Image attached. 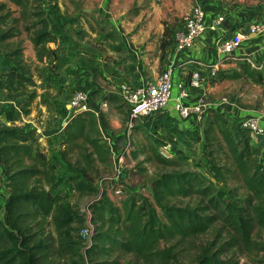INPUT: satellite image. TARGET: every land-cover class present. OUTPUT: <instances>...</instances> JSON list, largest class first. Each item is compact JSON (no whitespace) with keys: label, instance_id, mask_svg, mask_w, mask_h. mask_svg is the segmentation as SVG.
I'll list each match as a JSON object with an SVG mask.
<instances>
[{"label":"trees","instance_id":"1","mask_svg":"<svg viewBox=\"0 0 264 264\" xmlns=\"http://www.w3.org/2000/svg\"><path fill=\"white\" fill-rule=\"evenodd\" d=\"M10 1L27 8L31 0ZM5 8L6 3L0 4V45L16 35L17 20L9 25L11 13ZM40 10L34 13L38 21L30 28H34L31 40L37 58L43 61L55 52L49 44L58 43L59 37ZM167 36L166 31L164 49L170 44ZM22 56V50L15 49L10 53L12 67L0 73V89L6 90L8 100L15 101L27 93L29 85L36 84ZM246 71L256 81L262 74L251 65ZM36 96L32 91L23 109L27 110ZM212 113L205 131L207 140L217 129L222 142L216 139L220 148L223 144L227 149L231 163L222 165L218 155H213L204 166L221 183L231 175L237 178L245 190L244 197L195 171H175L153 180L152 198L128 191L121 204H116L96 183L99 163L110 164L113 157L100 136L94 112L72 113L59 136L64 146L62 157L77 153L68 164L69 176L60 175L57 163L39 146L36 128L21 137L17 127L0 126V172L11 188L8 199L0 205V264H123L122 255L133 256L129 264H183L177 243L186 240L197 248L193 264H241L239 255L264 249L254 237L255 229L264 232L263 146L253 144L248 133L240 130L239 122L237 126L228 115ZM7 118L17 120L15 107ZM68 181L77 193L95 196L91 205L94 230L89 238L81 233L86 219L59 189ZM179 196L191 199L177 203L174 199ZM74 223L83 224L79 238L73 233ZM213 230L216 233L211 241L197 242Z\"/></svg>","mask_w":264,"mask_h":264},{"label":"rangeland","instance_id":"2","mask_svg":"<svg viewBox=\"0 0 264 264\" xmlns=\"http://www.w3.org/2000/svg\"><path fill=\"white\" fill-rule=\"evenodd\" d=\"M2 3H6L5 11L11 13L8 24L14 25V19L17 20V24L15 23L16 35L0 45V73L12 67L10 53L19 48L36 84L29 85L27 93L20 95L15 101L8 100L6 90L0 89V126L17 127L21 137L29 129L36 128L39 146L57 163L60 175H70L68 164L74 160L77 153L69 158L62 157L61 151L64 146L62 136H59L63 132L53 133L61 129L65 119L75 112L72 108L68 109L66 104L70 105L74 94L78 90H83L87 92L89 104L94 109L92 112L98 118L100 132L111 129L110 126L106 127L110 125L109 120L119 122V125L113 127L112 131L115 134L108 135L109 140L103 139L111 149L112 163H99L100 175L96 179L100 189L106 191L114 203L121 204L128 191H139L152 198L153 180L161 174L175 171H195L226 190L236 189L237 196L244 197L245 190L237 178L231 175L225 184L221 183L214 180L204 166L213 155H218V162L222 165L231 163L227 149L223 144L220 148L218 141L222 142V136L217 129L215 133L211 132L209 136L211 140H207L205 131L214 117L213 113L204 115L203 119L197 120V125L193 129L187 130L178 129L177 121L175 119L172 121L173 118H166L162 116L163 114H159L158 117L149 116L144 119L145 121L139 118L128 137L125 126L130 115L122 92L126 87H135L140 77L135 72L136 57L122 43L120 32L115 26L120 24L118 12L113 13L116 22L114 20L112 22L109 20L111 17L106 16V12L96 11L97 0H31L27 8L10 0H0V4ZM112 5L113 1H110L108 7ZM40 9L44 11L50 28L57 30L55 33H58L59 37L58 43L49 44L55 52L43 61L37 58V51L31 40L34 28H30L38 21L34 13L41 11ZM163 41L159 49L162 50L161 55L165 56L167 47L163 48ZM260 71L262 74L256 76L258 81L241 75L239 80L232 79L227 82L225 96L236 97L240 101L246 100L251 106L261 108L264 104V67ZM32 91H36L37 96L31 100L27 110L23 109V103L28 101ZM105 102L107 106L104 108ZM92 103L96 105L93 106ZM173 106L174 101H171L167 109ZM13 107L16 109L17 120L10 121L7 113ZM106 113H110L109 120L105 117ZM229 118L238 126L239 118ZM44 127L48 130L45 139L42 138ZM158 154L169 162L162 161ZM121 156L124 157L121 163L124 167L121 180L125 195L117 196L113 190L114 183L111 177ZM261 165L264 166V151ZM59 189L68 195L66 201H69L74 210L86 219V223L92 220L91 205L95 201V196L77 193L70 181ZM10 193L11 188L8 187L7 179L0 172V205L6 202ZM190 199L191 196H179L174 200L177 203H185ZM73 227L74 235L79 238L78 233L83 224L74 223ZM215 233L216 230H213L202 235L197 242L200 245L205 244L214 238ZM254 237L259 245L264 247V232L255 229ZM177 244L180 249L179 261L183 264H193L197 248L192 241L186 240L183 244ZM239 257L241 264H264V249L241 254ZM122 259L123 264H129L133 256L122 255Z\"/></svg>","mask_w":264,"mask_h":264},{"label":"crops","instance_id":"3","mask_svg":"<svg viewBox=\"0 0 264 264\" xmlns=\"http://www.w3.org/2000/svg\"><path fill=\"white\" fill-rule=\"evenodd\" d=\"M97 1L96 11L100 13L106 12V16L111 17L110 21H115L113 13H119L120 24L115 26L120 32L122 43L136 57L135 72L138 73L140 78L135 86L141 84L144 79L157 78L169 66L173 69V75L177 81L187 80L193 72L198 71L202 77L201 86L190 87V94L186 98L185 103L193 107L201 95H206L208 102L204 113L201 115L203 118L204 115L213 111L224 113L234 119H238L244 113L250 114L259 111L260 108H256V105L251 106V103H246V100L240 101L236 97L227 98L225 96L227 92L225 85L232 79L239 80L241 75H247L254 79L246 71L247 65L259 70L263 69L264 32L252 35L249 39L244 40L236 51V56H241L242 58L236 60L227 59L221 62V72L218 79L212 80L209 78L208 64L219 62L222 59V55L216 45L219 39L231 37L241 31L243 26L250 21L264 17V0ZM110 1H113L112 7H108ZM195 5H202L206 11V19L209 23L216 19H220L222 22L214 29H208L205 34L196 40L193 47L179 51L173 41L175 32L183 25L184 15ZM55 31L57 32V30ZM166 31L168 32L167 39L170 44L167 46L165 56H162V50L159 49V45L166 38ZM244 57H249L251 62ZM173 92L175 100L178 95L177 88ZM68 105L66 104V106ZM92 105L96 104L92 103ZM159 114H163L162 116H166V118H173L171 119L172 121L175 119L180 130L193 129L200 117L198 113L192 112L184 119L175 110L174 106ZM159 114L155 115L158 117ZM109 115L110 113H106L105 116L108 120ZM147 118L143 117V120ZM66 121L67 119L63 122L61 129L56 130L53 134H59L63 130ZM109 124L106 127L110 126L111 129L101 131L100 136L102 139L108 138L109 140L108 135L115 134L112 130L115 125H119V122L109 120ZM43 131L44 137L42 138L45 139L48 136L45 135L48 130L44 127Z\"/></svg>","mask_w":264,"mask_h":264},{"label":"built area","instance_id":"4","mask_svg":"<svg viewBox=\"0 0 264 264\" xmlns=\"http://www.w3.org/2000/svg\"><path fill=\"white\" fill-rule=\"evenodd\" d=\"M206 11L202 5L193 6L185 15L183 25L175 32L174 44L177 50L183 51L194 46L196 40L205 34L208 29H214L221 24L220 19L209 23L206 19ZM264 32V17L250 21L244 25L242 30L231 37L221 38L217 42V49L222 55L219 62L209 63V78L216 80L220 77L221 62L227 59L236 60L242 58L236 56L237 49L244 40L249 39L252 35ZM251 62L249 57H244ZM202 77L198 71L192 73L187 80L177 81L173 75V69L169 66L162 71L155 79H144L141 84L135 87H126L123 92V98L128 105L130 118L126 122V131L128 137L136 125L135 121L139 118L149 117L159 114L167 109L171 101H174V108L182 118H187L192 112L200 115L204 113L207 104V96L201 95L197 103L191 107L185 103L190 94V87H200ZM177 88L178 95L174 100V89ZM71 108L77 114L82 111L91 110L93 107L89 104L88 94L86 91L78 90L70 101ZM107 104L104 103V106ZM240 130L248 133L253 144L264 146V105L256 113L242 114L238 117ZM67 121L65 122V125ZM124 157H119L115 172L111 177L114 185L113 190L117 196L125 195L122 185V176L124 167L121 164ZM123 195V196H124ZM127 195V193H126ZM94 230V224L91 219L86 223L82 230V235L89 238Z\"/></svg>","mask_w":264,"mask_h":264},{"label":"water","instance_id":"5","mask_svg":"<svg viewBox=\"0 0 264 264\" xmlns=\"http://www.w3.org/2000/svg\"><path fill=\"white\" fill-rule=\"evenodd\" d=\"M67 108H68V109H71V105H68Z\"/></svg>","mask_w":264,"mask_h":264}]
</instances>
